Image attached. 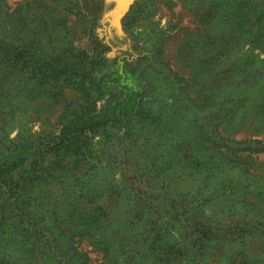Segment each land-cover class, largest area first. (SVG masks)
Instances as JSON below:
<instances>
[{
    "label": "trees",
    "instance_id": "obj_1",
    "mask_svg": "<svg viewBox=\"0 0 264 264\" xmlns=\"http://www.w3.org/2000/svg\"><path fill=\"white\" fill-rule=\"evenodd\" d=\"M146 1L110 61L102 45L70 60L69 19H96L81 0L14 9L0 0V264H208L213 243L248 246L251 223L214 220L206 198L175 181L205 176L224 185L219 195L249 180L252 157L264 153L260 141L235 142L221 129L234 112L230 84L249 82L264 54V0L192 1L218 27L192 62L215 87L195 97L164 58V34L135 28ZM58 106L56 123L42 120ZM259 196L264 206V190ZM242 255L230 264H250Z\"/></svg>",
    "mask_w": 264,
    "mask_h": 264
},
{
    "label": "rangeland",
    "instance_id": "obj_2",
    "mask_svg": "<svg viewBox=\"0 0 264 264\" xmlns=\"http://www.w3.org/2000/svg\"><path fill=\"white\" fill-rule=\"evenodd\" d=\"M11 9L22 3L24 0H5ZM94 1L100 2L98 10L94 7ZM139 0H81L83 8L96 15L92 23L76 22L72 16L69 19L67 28L63 29L67 34V42H70V60L76 55L91 58L94 49L98 45L107 46L110 50L104 55L108 60H115L121 55V50L117 46L123 43L114 44L115 39L122 40L125 34V26L132 10L135 9ZM193 0H147L145 5L146 19L140 20L135 24V28H147L148 33L156 29L157 33L163 36L164 58L172 69L179 73L190 85L189 94L195 97L205 88L214 89V82L204 81L202 76L195 75L193 63L206 55V44L210 41V36H218V27L214 21L208 23L210 12L204 6H199V10H194ZM202 1V0H201ZM137 9V8H136ZM136 11V10H135ZM209 24V25H208ZM194 40L198 47L189 45ZM196 43H192L196 45ZM188 44L189 49L186 48ZM185 46V49H184ZM187 55L190 56L187 58ZM254 74L249 76L250 81L239 78L236 83H231L230 91L236 93L231 97L235 101L234 112L229 115V123L223 125L221 129L226 138L235 142L260 141L264 146V54L258 59ZM260 67V68H259ZM230 83V82H229ZM218 95L223 94V90L216 89ZM74 94L66 93L64 100L70 101ZM199 96V95H198ZM63 106V105H62ZM233 106V105H231ZM58 106L55 111L43 114L42 120L48 118L50 124L57 122L62 110ZM38 130V125L35 127ZM15 133L13 134V136ZM90 142V140H89ZM99 137L93 140L94 151L99 152ZM108 161V160H104ZM250 179L241 180L236 189L215 192L216 187L223 188L224 185L216 184L215 180L205 181L188 179L176 184L194 193H199V197H205V207L203 210L214 220L232 225V227L243 222L251 223V232L247 235L246 249H241L238 244H219L215 246V252L208 261V264H230L232 259L241 251L244 255L241 259L247 258L250 264H264V206L260 203V193L264 190V153L254 155L251 160ZM125 166L122 164V169ZM62 172V171H61ZM59 172V173H61ZM218 172V171H216ZM122 170L117 173L119 179ZM160 182V181H159ZM221 183V182H219ZM229 186V183L227 184ZM193 193V194H194ZM235 213V215H234ZM233 215L234 217L226 218ZM82 248L89 251L92 260L101 261L102 256L95 252L88 242L82 244Z\"/></svg>",
    "mask_w": 264,
    "mask_h": 264
}]
</instances>
